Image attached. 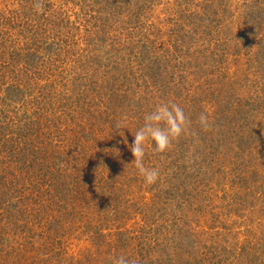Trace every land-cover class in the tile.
<instances>
[{"label":"rangeland","instance_id":"obj_1","mask_svg":"<svg viewBox=\"0 0 264 264\" xmlns=\"http://www.w3.org/2000/svg\"><path fill=\"white\" fill-rule=\"evenodd\" d=\"M116 1L0 0V264H264V0Z\"/></svg>","mask_w":264,"mask_h":264},{"label":"clouds","instance_id":"obj_2","mask_svg":"<svg viewBox=\"0 0 264 264\" xmlns=\"http://www.w3.org/2000/svg\"><path fill=\"white\" fill-rule=\"evenodd\" d=\"M200 122L205 125L207 118L201 116ZM187 123L185 112L179 105L161 103L145 116L142 126L132 134L134 139L129 147L134 159L129 164L138 170L147 185L159 179V172L155 168L145 167L146 150L150 148L154 153H165L173 141L186 131ZM118 132L124 136L123 131ZM124 142L127 144V139ZM117 264H127V261L121 258Z\"/></svg>","mask_w":264,"mask_h":264},{"label":"trees","instance_id":"obj_3","mask_svg":"<svg viewBox=\"0 0 264 264\" xmlns=\"http://www.w3.org/2000/svg\"><path fill=\"white\" fill-rule=\"evenodd\" d=\"M106 1H109V0H106ZM113 1V3H115V5H122L121 3H118V1H116V0H112ZM130 4V3H129ZM141 8V6H139V9ZM116 16V15H115ZM115 16H114V21H115V23L114 22H112V21H110L109 19V22H107V23H105L106 24V27H108L109 28V34L107 35L109 38H112V41H118V40H120L119 38H122V36L123 37H125V40H124V42H122V41H119V43L120 44H124V43H127L128 41H130L131 39H132V37L133 36H135L136 34H134V32H133V30H129L127 27H125L124 29L122 28V27H118V25H117V17H116V19H115ZM119 18V17H118ZM110 19H112V16L110 17ZM114 23V25L112 26V24ZM33 30V27H31L30 29H28V28H26V35H30V44H37L38 45V39H37V37H36V34L34 33V31H32ZM41 34L43 35H45V32H41ZM139 36H141L142 38L141 39H139V40H143V41H146V39L145 38H143L144 36H146V33H144L143 34V32L139 35ZM29 37V36H28ZM44 37V36H43ZM47 37V36H46ZM45 37V38H46ZM44 38V39H45ZM43 40V39H42ZM146 44H147V42H144L143 43V46L144 47H146ZM36 45V46H37ZM36 49H37V51H39V50H41L40 52H42V50H44L42 47H40V46H37L36 47ZM35 54L37 53V54H40L39 52H34ZM38 60L39 61H42L43 60V57H39L38 58ZM132 61H133V59L131 60V62L130 63H132ZM41 65V64H40ZM31 66H33V65H31ZM14 79H15V81H16V84L17 85H20V83H22V80L19 78V79H17L15 76H14ZM2 129L4 128V127H1ZM18 147L17 146H14V145H12L11 146V151L13 152V153H16V152H18Z\"/></svg>","mask_w":264,"mask_h":264}]
</instances>
